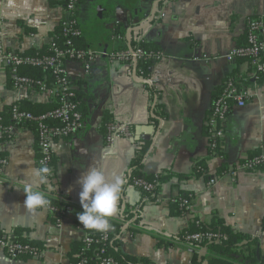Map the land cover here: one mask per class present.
<instances>
[{
	"label": "crops",
	"instance_id": "1",
	"mask_svg": "<svg viewBox=\"0 0 264 264\" xmlns=\"http://www.w3.org/2000/svg\"><path fill=\"white\" fill-rule=\"evenodd\" d=\"M156 2L159 0H83L80 4L76 22L82 30L83 48L114 51L128 43L126 35L136 31L142 36L137 39L149 40L159 48L161 58L152 68L151 85L136 79L134 66L127 63L102 58L88 75L79 63H65L77 89H83L86 113L82 115V130L52 143L55 163L50 185L75 204L59 225L56 218L51 221L47 210L31 211L24 205L22 186L29 182L26 173L37 167L36 130L17 126L11 138L0 142V151L7 157L0 177V229L11 234L15 227L28 228L27 238L44 246L38 258L26 259L10 258L0 249V264H68L71 243L83 235L76 225L83 211L81 177L94 167L102 170L109 182L116 176L125 182L134 145L129 135H123L108 146L98 129L104 111L118 124L137 125L138 136L150 141L140 169L144 175L190 173L195 162L205 160L214 179L209 185L210 179L205 181L201 176L184 181L173 177L160 186L152 202L143 199L134 186H126L118 202L119 211L107 218L120 224V232L112 237L124 253L147 257L151 264H194L197 251V264H208L202 257L204 249L192 247L178 235L189 227L192 218L209 223L215 213L233 231L257 237L259 253L264 257V168L237 170L234 176L216 174L223 161L236 166L252 150L264 153V77L257 81L251 76L247 62L222 58L233 45L243 42L249 16L264 20V0H167L158 9L156 4V20L150 21ZM66 16L63 7L50 6L49 0H0V44L21 52L41 49ZM118 23L125 26L123 39L112 35ZM142 23L146 28L139 29ZM231 73L248 81L243 86L246 102L243 107H231L223 125V156L211 157L204 121L213 93ZM160 89L167 93L164 100ZM52 101L35 89H12L8 69L0 65V112L13 103L25 107L24 103ZM158 105L164 118L154 115ZM153 117L159 120L156 128ZM181 192L192 195V210L175 214L171 203ZM125 206L139 216L136 224L134 217L121 219ZM130 228L141 231L131 233Z\"/></svg>",
	"mask_w": 264,
	"mask_h": 264
},
{
	"label": "trees",
	"instance_id": "2",
	"mask_svg": "<svg viewBox=\"0 0 264 264\" xmlns=\"http://www.w3.org/2000/svg\"><path fill=\"white\" fill-rule=\"evenodd\" d=\"M167 0H159L157 9L160 8V5L163 4ZM83 2V0H75V10L69 15L70 18L76 19V12L80 6V4ZM69 3V0H49L50 6H61L63 8L67 7V4ZM153 20H156V16H154ZM133 27L134 25H130ZM30 30L29 28H27ZM114 33L118 35H123L125 26H123L121 23H118L113 28ZM52 41L55 43L58 47H63L64 41L68 39L69 37H65L61 32V26H56L55 29L51 32ZM80 38H73L71 39L73 42V45L80 49H85L82 47L80 43ZM246 39L243 37V42L239 45H244ZM240 43V42H239ZM130 47L131 50L136 51L137 49H140L142 51V58L139 59L136 63V70L137 72L142 71L143 78L148 79L150 77L152 68L154 64L158 61L156 56L160 53L159 48L153 44V42L149 40L144 39H137L133 38L128 43H124L123 46L117 48L119 49H127ZM23 53L33 56H41V55H49L51 53L50 45H45L41 49H34L30 48L26 50ZM262 56V59L264 61V50L260 53ZM248 57H238L235 60L237 62H248ZM249 69L250 66H248ZM21 74L26 75L32 79L35 80H44L49 86H52L55 84V78L52 75V73L49 70H43L38 67L33 66H23L21 67ZM257 81H260L262 77H264L263 74L259 73L257 75ZM229 79H233L234 85L237 88H240L244 86L248 81L242 76V75H236V73H231L226 75L222 82L220 83L219 87L215 90V92L212 95V103L220 96L225 87L226 83ZM75 97L74 100L77 103V107L82 115L86 113V105L84 104V97L85 94L83 93V89L78 88L74 91ZM18 104L13 103L11 105H7L4 107V109L0 112V127L7 128L10 125L13 124L11 120V108L12 105ZM25 107H20L23 110L29 111L34 115H38L40 113H45L47 111L52 110L56 106H58V100L54 99L50 104H28L24 103ZM229 108H228V114L233 106L234 102H228ZM20 106V104H18ZM154 115L156 117L164 118L163 112L160 109V105L154 108L153 110ZM152 122L154 124V127L156 128L158 126L159 120L155 117L152 118ZM29 126L32 130H36V124L35 122H25L18 124V126ZM109 125H117L120 126L121 124H118L115 119H113V116L107 112L104 111L102 113V116L100 118V122L98 124V129L101 131L104 136L106 137L108 134V126ZM124 126L129 136L131 137V141L134 145V151L133 155L130 159L129 165H128V171L126 172V178L125 182L122 184L120 196L121 193L124 191L126 186L132 185L133 182L136 179L142 178L144 181L152 183L153 188L152 190L145 192L141 191L143 199H146V201L152 202L155 198V195L160 188L161 185L166 184L169 182L173 177H175L178 181H184L185 179H189L191 177H199L201 176L205 181H208L211 179V175L208 172V167L206 165L205 160H200L195 162L193 166V170L190 173H157L154 175H144L141 172V166L143 164V161L148 153L150 141L141 139L138 136V132L136 131L137 125L133 124H127V125H121ZM210 128V125L206 123V119L204 121V131L207 134L208 129ZM12 137V133H3V136L0 139V142L4 141L5 139H9ZM209 156L213 157L215 156L214 151L209 150ZM221 156H223V153H219ZM263 153L259 149L252 150L248 153V156L244 159H241L238 161L239 164L246 163V162H252L253 167L252 169H249L247 171H254L258 169L264 168V157H262ZM0 158H3L7 161V157L5 154L0 151ZM255 160H259V162L254 163ZM55 159L54 157L51 158L49 165H54ZM237 163V164H238ZM235 169L234 165H228L226 162H222L216 169L217 175H223L226 174L229 170ZM39 190L44 191L46 193L47 199L50 201V207L55 208L56 210L62 209L64 206H75L73 201L67 197L65 194L61 192H54V191H48V189L44 185L38 186ZM25 185L22 186V189L24 191ZM136 188V187H135ZM188 192H181L179 198L187 197ZM119 201H122V197H120ZM74 208V207H73ZM171 209L174 211L175 214H181L185 213L186 210L184 208L179 207V202L174 201L171 203ZM51 221H55V216L50 215L49 216ZM134 217V218H133ZM133 218V222L136 224L138 222L139 216L134 215V213L131 212V209L128 206H125V208L122 210L121 213V219L122 220H128ZM109 220V219H108ZM197 218L194 217L191 219V223L188 228L183 230L179 235L178 239H180L183 242H187L192 245L194 248H202L204 249V254L202 257H205L208 261V264H264V257L259 253L257 255L256 249L258 247V238L255 236H250L247 233L243 232H237L233 231L228 225L225 224L224 220L217 216L215 213L212 214L211 219L209 223H206L204 221H200L199 224H196ZM79 222V220L76 221V225ZM110 226H113L115 228L114 233L118 234L120 232V224L111 219L109 220ZM131 233L140 232V229L137 228H130ZM29 232L28 228L24 227H15L13 229V232L11 234H7L3 230L0 229V240H10L13 243H19L21 245H27L29 248H33L37 251L39 255H41L42 251L44 250V246L42 243L31 240L27 238V234ZM100 231H96L95 235H100ZM114 233L108 232V237H106L105 240H101L99 242H93V243H87L82 237L78 241H74L71 243L70 251L68 253V264H99V261L101 259H110L114 264H151V261L147 257H135L132 255H128L124 253L121 250L120 243L118 240L113 239L111 237ZM195 233H200L202 235V238L199 241H193L190 239H186L188 236L193 235ZM210 233L212 235H215V239H208L206 234ZM160 242V241H159ZM31 255L29 252H23L19 253L15 259H26L30 258ZM197 251L193 257L194 264H197ZM85 263H82V262Z\"/></svg>",
	"mask_w": 264,
	"mask_h": 264
},
{
	"label": "built area",
	"instance_id": "3",
	"mask_svg": "<svg viewBox=\"0 0 264 264\" xmlns=\"http://www.w3.org/2000/svg\"><path fill=\"white\" fill-rule=\"evenodd\" d=\"M75 0H69L67 7L63 8L67 13V16L61 19L58 26H61V32L65 37H69L64 41L63 47H58L53 43L52 39L47 43L50 45L51 53L49 55L33 56L25 54L21 51L7 49L4 45L0 44V65L6 67L9 73L10 86L15 90L22 89H35L48 95L50 99H57L58 106L45 113L34 115L29 111L23 110L18 104L12 105L11 108V120L13 122L7 128L0 127V139L3 133H11L14 127L18 124L25 122H35L36 124V164L37 167L46 164L51 170L49 176V182L53 178V167L49 165L51 158L53 157L52 143L55 139H61L69 137L80 130H82L84 121L82 114L80 113L77 103L74 100L77 89L75 81L68 75L65 69V63L67 61H75L82 67L83 73L88 75L90 70L96 61L105 58L108 61H117L127 63L129 65H135L139 59L142 58V51L137 49L133 51L128 47L127 49H119L107 52L102 49H80L73 45L71 39L79 38L82 36V30L78 27L76 19L70 18L69 15L75 10ZM139 29L144 28V23L139 25ZM140 31V30H138ZM246 39L244 45H233V47L222 58L227 61H233L238 57H248V65L250 66V73L255 79L259 73L264 75V61L260 53L264 50V20L259 16H249L246 19ZM114 39H123V35L114 33ZM30 36H32L30 34ZM140 32H134L133 34L126 35L127 42L133 38H141ZM204 59H208L207 55L202 56ZM156 58H161L159 53ZM38 67L43 70H49L55 78V84L49 86L44 80H35L26 75L21 74V67L23 66ZM136 79H144L142 71L135 73ZM152 81L149 77L144 79ZM167 95L166 91L160 89V96L165 99ZM228 102H234V105L243 107L246 102V93L243 86L237 88L234 85L233 79H229L226 83V87L223 93L215 98L210 111L206 117V123L210 125L208 133L206 134L208 148L214 151L215 156L221 157L219 153L223 151V125L228 115ZM129 135L127 129L124 126L109 125L106 141L108 146L112 145L114 139L118 136ZM264 157V153L262 155ZM6 160L0 158V177L3 168L6 164ZM259 162L255 160L254 163ZM253 163L246 162L242 164H236L235 169L229 170L231 176L236 174L237 170L247 171L252 169ZM214 179H210L208 184L212 185ZM133 186L141 191L148 192L152 190L153 184L144 181L142 178L136 179L133 182ZM139 190V191H140ZM140 191V192H141ZM179 202V207L184 208L186 211L192 210L193 197L188 194L187 197L173 200ZM51 215L56 218L57 225L60 224L61 219L73 212L71 206H64L60 210H56L53 207L46 209ZM198 218L195 222L200 223ZM77 227L82 230V238L87 243L99 242L105 240L108 237V232L114 233L115 228L110 226L109 230L95 235L96 230L86 229L78 222ZM208 239H215V235L210 233L206 234ZM112 237V236H111ZM202 238L200 233H195L188 236L186 239L193 241H199ZM0 249L6 253L10 258L16 257L19 253L29 252L32 258H38L39 254L33 248H29L27 245H21L19 243H13L10 240H0ZM199 253H203V250H199ZM82 263H85L84 261ZM99 264H114L110 259H101Z\"/></svg>",
	"mask_w": 264,
	"mask_h": 264
},
{
	"label": "clouds",
	"instance_id": "4",
	"mask_svg": "<svg viewBox=\"0 0 264 264\" xmlns=\"http://www.w3.org/2000/svg\"><path fill=\"white\" fill-rule=\"evenodd\" d=\"M52 170L43 164L34 167L26 173L28 183L25 185L24 193L26 199L24 205L31 211L46 210L50 201L46 193L39 190V185H47L48 191H53L49 182ZM123 179L116 176L111 182L108 181L102 170L89 168L79 180L81 191L79 193L80 203L83 211L78 214V220L86 229L106 232L110 228L107 218L114 216L118 211V202Z\"/></svg>",
	"mask_w": 264,
	"mask_h": 264
},
{
	"label": "water",
	"instance_id": "5",
	"mask_svg": "<svg viewBox=\"0 0 264 264\" xmlns=\"http://www.w3.org/2000/svg\"><path fill=\"white\" fill-rule=\"evenodd\" d=\"M157 3H158V2H156L155 5L153 6V11H152V13H151L150 21H152V19H153L154 11H155V6H156ZM150 21H149V22H150ZM149 22H148V24H149ZM144 28H146V25L144 26ZM135 73H136V64L134 65V68H133V76H134V77H135ZM141 82H142V83H145V84H149V85H151L153 81L142 80ZM256 253H257V255L259 254V246H258L257 249H256Z\"/></svg>",
	"mask_w": 264,
	"mask_h": 264
}]
</instances>
